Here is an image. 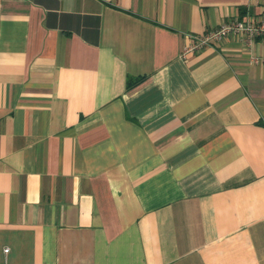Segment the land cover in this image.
Listing matches in <instances>:
<instances>
[{"label":"crops","instance_id":"obj_1","mask_svg":"<svg viewBox=\"0 0 264 264\" xmlns=\"http://www.w3.org/2000/svg\"><path fill=\"white\" fill-rule=\"evenodd\" d=\"M242 18L264 0H0V264H264V37L180 55Z\"/></svg>","mask_w":264,"mask_h":264},{"label":"built area","instance_id":"obj_2","mask_svg":"<svg viewBox=\"0 0 264 264\" xmlns=\"http://www.w3.org/2000/svg\"><path fill=\"white\" fill-rule=\"evenodd\" d=\"M241 35L245 42H250L256 36L264 37V19L249 20L247 18L231 19L219 23L217 26L204 31L203 33H193L189 35L188 43L184 44L180 55L185 58L188 53H194L206 45H210L221 40L228 34ZM264 57H254L255 61ZM5 247L4 250H7Z\"/></svg>","mask_w":264,"mask_h":264},{"label":"trees","instance_id":"obj_3","mask_svg":"<svg viewBox=\"0 0 264 264\" xmlns=\"http://www.w3.org/2000/svg\"><path fill=\"white\" fill-rule=\"evenodd\" d=\"M144 79L143 75L132 76L130 74L126 77V88L130 89Z\"/></svg>","mask_w":264,"mask_h":264}]
</instances>
